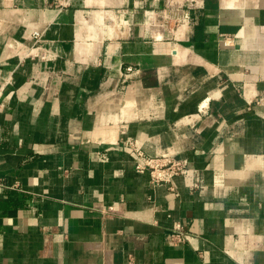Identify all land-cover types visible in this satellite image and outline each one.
I'll use <instances>...</instances> for the list:
<instances>
[{
  "label": "crops",
  "instance_id": "0c3cea01",
  "mask_svg": "<svg viewBox=\"0 0 264 264\" xmlns=\"http://www.w3.org/2000/svg\"><path fill=\"white\" fill-rule=\"evenodd\" d=\"M263 92L264 0H0V264H264Z\"/></svg>",
  "mask_w": 264,
  "mask_h": 264
},
{
  "label": "built area",
  "instance_id": "2783aa9c",
  "mask_svg": "<svg viewBox=\"0 0 264 264\" xmlns=\"http://www.w3.org/2000/svg\"><path fill=\"white\" fill-rule=\"evenodd\" d=\"M61 6H68L72 0H56ZM191 3L196 4L198 0H189ZM36 40V49L39 51L40 59H48L51 56L39 44L41 33L34 32ZM2 103L0 97V104ZM250 106L264 107V92L254 98L249 103ZM124 148L135 159V168L138 172H148L151 177V182L155 185L167 184L170 189H174L173 181L177 176H188L192 170L186 160L176 159L172 156H150L140 147L134 140H129L125 143ZM112 211L113 209H108ZM179 235V234H177Z\"/></svg>",
  "mask_w": 264,
  "mask_h": 264
}]
</instances>
